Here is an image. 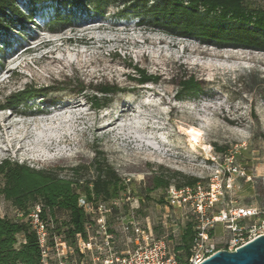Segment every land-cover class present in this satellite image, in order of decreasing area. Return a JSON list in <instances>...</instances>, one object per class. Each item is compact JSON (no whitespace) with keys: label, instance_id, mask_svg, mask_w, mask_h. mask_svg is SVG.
<instances>
[{"label":"rangeland","instance_id":"374dc122","mask_svg":"<svg viewBox=\"0 0 264 264\" xmlns=\"http://www.w3.org/2000/svg\"><path fill=\"white\" fill-rule=\"evenodd\" d=\"M51 1L15 0L25 14L31 3L37 9ZM123 2L108 3L101 13L92 5H75L69 20L50 24L34 11L31 21L0 27V103L26 85L52 86L22 103L0 107V115L10 116L6 128H0V160L58 166L67 173V166H88L95 150H101L126 183L117 213L131 209L140 224L158 226L173 249L183 224L181 210L165 205L163 189L145 197L154 172L167 176L181 172L203 184L210 177L223 183L229 176L232 188L226 190L224 201L260 203L264 197V50L200 42L147 18L140 20ZM249 2L264 8V0ZM3 19H12L8 11ZM131 63L159 80L134 82L129 78ZM185 73L200 81L201 90L178 99L177 81ZM98 83L123 88L100 109L89 100ZM70 103L77 105L65 114L74 119L54 132L50 148L34 145L37 129L19 124L39 115L15 113ZM110 118L114 122L104 125ZM97 125L102 127L95 130ZM189 129L201 133L197 145H192ZM16 138L22 145L18 150ZM224 154L232 155L230 161ZM179 181L172 178L170 185ZM14 210L0 195V215L15 218ZM55 215L59 222L66 218L62 212ZM109 220L117 228L115 217ZM224 233L221 225L215 227L219 245ZM117 236L123 246L125 236L120 232Z\"/></svg>","mask_w":264,"mask_h":264},{"label":"trees","instance_id":"16d2710c","mask_svg":"<svg viewBox=\"0 0 264 264\" xmlns=\"http://www.w3.org/2000/svg\"><path fill=\"white\" fill-rule=\"evenodd\" d=\"M115 1L117 0H60L77 6L92 5L100 13L105 5ZM123 3L130 5L136 15L141 17L140 20L147 18L155 24L172 29L180 35L197 38L203 43L264 50V8L252 5L249 0H124ZM7 11L12 21L4 22ZM31 20L32 13H23L15 0H0L1 28L7 29L12 22L23 24ZM64 20L67 19L57 15L50 23ZM129 65L132 71L129 78L134 82L144 84L159 80V76L147 72L140 65ZM177 86L178 99L197 94L201 90L200 81L192 74L180 76ZM51 87L47 85L35 88L26 85L23 90L11 93L1 107L22 103L27 98L39 95V92L45 93ZM122 90L116 84L98 83L93 87L94 94L89 97L90 103L96 109L105 107L111 99L110 95ZM51 100L57 101L49 99L47 102ZM217 149L223 150L221 147ZM65 169L67 173H63V169L58 166L33 167L5 157L0 160V195L14 209L24 213L32 204L41 203V216L47 220L50 230L73 243L76 233L85 236L84 225L87 220L83 209L78 205V198L84 195L87 199L108 200L118 196L125 189L126 183L107 161L104 153L97 149L88 166L79 163ZM176 177L180 179L174 183L178 188L200 181L197 177L181 172H173L168 176L163 172H154L150 185L144 189L145 197L149 198V193L154 190H165L171 184V179ZM162 201L160 198V202ZM56 212L65 213L66 218L59 222ZM153 230L157 237L161 236L158 226H153ZM194 237V222L187 218L179 226L173 248L179 261H184L189 256ZM40 255L35 233L29 230L23 218L0 215V264H39Z\"/></svg>","mask_w":264,"mask_h":264},{"label":"built area","instance_id":"2783aa9c","mask_svg":"<svg viewBox=\"0 0 264 264\" xmlns=\"http://www.w3.org/2000/svg\"><path fill=\"white\" fill-rule=\"evenodd\" d=\"M226 155L230 161L232 155ZM227 170L230 175V169ZM231 188L229 176L223 183L217 177H210L206 184L198 181L179 188L174 185L165 188V205L179 208L182 222L187 218L194 222L195 237L184 261L176 258L163 236L155 235L149 222L145 226L140 224L133 210H127L124 215L117 213L124 203L120 194L108 200L87 199L84 195L78 198L87 220L85 236L76 233L73 243L50 230L41 216L39 202L28 207L26 213L15 209L14 216L22 217L35 233L41 252L39 264H199L219 249L234 250L264 235V197L260 203L224 201L226 190ZM115 212L118 215L114 216ZM110 217H115L117 228L110 225ZM217 225L225 231L221 245L214 239ZM118 232L125 236L123 246Z\"/></svg>","mask_w":264,"mask_h":264},{"label":"bare ground","instance_id":"6f19581e","mask_svg":"<svg viewBox=\"0 0 264 264\" xmlns=\"http://www.w3.org/2000/svg\"><path fill=\"white\" fill-rule=\"evenodd\" d=\"M30 1V0H29ZM51 1V0H50ZM49 4V3H48ZM42 6L41 8H34L33 4L29 6L28 12L33 13L34 11H38L37 15L43 16L46 18L47 16L50 18L48 19L50 23L54 18H56L57 15H61L63 19L69 20L71 13L74 14V10L71 9L70 7H74V4L70 3H63L60 2V0L56 1H51L49 5ZM43 8V9H42ZM65 8V9H64ZM63 9L65 11H63ZM95 11H97L94 8ZM65 20V21H67ZM25 50H23L21 53L18 52L19 54L24 53ZM5 105V103L1 104L0 107ZM77 104L76 103H70V104H65L63 106H59L54 109H48V108H36L35 110H18L15 109V113H22L27 115H39L35 116L34 118L30 120H20L19 124L22 126L26 127H31L37 129L35 133H33L34 137V145L36 146H46L50 148V145L52 144L50 142L51 139L54 138V132L58 131V129H62L68 121H72L73 116L71 117L68 114H65L70 108H74ZM9 115H0V128L4 130L6 121L9 119ZM74 119V118H73ZM115 118H110L104 125H109L113 123ZM28 122V123H26ZM102 126H94L95 130H98ZM25 128V127H24ZM26 129V128H25ZM25 131V130H24ZM27 131V130H26ZM28 133V132H27ZM67 134V133H66ZM187 134H189L191 140H192V145H197L199 143L200 135L201 133L195 129H189L187 131ZM19 136V135H18ZM10 140V139H9ZM12 142V141H11ZM14 143H16L17 150L22 147V145H17L19 143V139H14ZM11 146V145H10ZM205 148V147H204Z\"/></svg>","mask_w":264,"mask_h":264},{"label":"water","instance_id":"95a60500","mask_svg":"<svg viewBox=\"0 0 264 264\" xmlns=\"http://www.w3.org/2000/svg\"><path fill=\"white\" fill-rule=\"evenodd\" d=\"M199 264H264V235L234 250L219 249Z\"/></svg>","mask_w":264,"mask_h":264}]
</instances>
